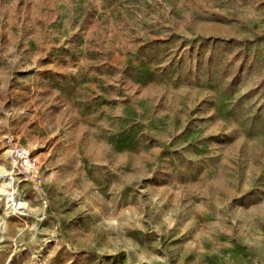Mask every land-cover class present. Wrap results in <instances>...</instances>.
<instances>
[{
    "label": "rangeland",
    "instance_id": "1",
    "mask_svg": "<svg viewBox=\"0 0 264 264\" xmlns=\"http://www.w3.org/2000/svg\"><path fill=\"white\" fill-rule=\"evenodd\" d=\"M0 264H264V0H0Z\"/></svg>",
    "mask_w": 264,
    "mask_h": 264
},
{
    "label": "bare ground",
    "instance_id": "2",
    "mask_svg": "<svg viewBox=\"0 0 264 264\" xmlns=\"http://www.w3.org/2000/svg\"><path fill=\"white\" fill-rule=\"evenodd\" d=\"M19 203H20V202H19ZM16 204H17V203H16ZM16 204H15V205H16Z\"/></svg>",
    "mask_w": 264,
    "mask_h": 264
}]
</instances>
